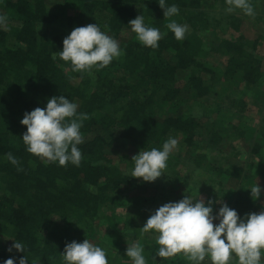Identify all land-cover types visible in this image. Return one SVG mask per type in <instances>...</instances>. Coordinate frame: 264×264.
<instances>
[{
	"label": "trees",
	"instance_id": "obj_1",
	"mask_svg": "<svg viewBox=\"0 0 264 264\" xmlns=\"http://www.w3.org/2000/svg\"><path fill=\"white\" fill-rule=\"evenodd\" d=\"M249 2L252 16L226 12L225 0H166L179 13L165 19L156 0H0V264L23 255L26 264H64L65 243L85 238L108 264H131L124 253L135 242L147 264H191L155 256L156 233L141 227L157 207L189 193L241 215L264 207V0ZM138 14L166 33L157 48L127 24ZM169 20L188 25L183 40ZM89 23L123 54L91 74L51 58L73 27ZM60 94L86 117L79 166L44 164L20 137L24 112ZM169 137L178 143L165 173L152 182L129 176L133 155ZM12 239L24 253L6 250Z\"/></svg>",
	"mask_w": 264,
	"mask_h": 264
},
{
	"label": "clouds",
	"instance_id": "obj_2",
	"mask_svg": "<svg viewBox=\"0 0 264 264\" xmlns=\"http://www.w3.org/2000/svg\"><path fill=\"white\" fill-rule=\"evenodd\" d=\"M165 19L179 13L176 4H166V0H156ZM225 11L239 9L244 15H254L249 0H225ZM135 38L145 47L155 49L165 32L145 23L141 14L127 23ZM7 26V18L0 15V28ZM165 27L173 33L177 41L185 38L188 25L169 20ZM123 49L116 39L101 30L98 23L75 26L63 37L62 48L54 51L51 58L68 63L73 72L91 74L93 69L100 70L120 57ZM78 105L67 96L52 95L44 107L26 110L20 120L26 131L20 136L26 151L37 156L44 164L55 162L60 166L67 163L79 166L81 151L78 145L84 142L81 134L84 114L77 112ZM177 139L169 137L162 146L139 151L132 156L133 167L129 176L152 182L161 176L167 167L169 155L177 147ZM13 165L18 159L11 152L6 153ZM17 170H20L18 167ZM253 200L261 195L257 183L250 188ZM187 192V191H186ZM226 192V191H225ZM189 193V192H187ZM213 203H219L213 211ZM56 218V217H55ZM214 221H218L214 223ZM143 232L156 233L158 245L155 256L169 258L182 254L191 264H202L207 257L210 264H262L264 254V207L258 212L238 214L219 199L205 201L197 195H183L177 201H168L157 207L141 227ZM6 249H16L24 253L25 246L18 240ZM64 264H108L106 252L100 246L85 238L82 242L73 239L66 242L60 252ZM131 264H147L143 246L139 242L127 245L125 253ZM29 259L23 255L18 264H26ZM3 264H15L9 257ZM33 264V262H31Z\"/></svg>",
	"mask_w": 264,
	"mask_h": 264
},
{
	"label": "rangeland",
	"instance_id": "obj_3",
	"mask_svg": "<svg viewBox=\"0 0 264 264\" xmlns=\"http://www.w3.org/2000/svg\"><path fill=\"white\" fill-rule=\"evenodd\" d=\"M53 1H54V0H53ZM141 179H142V178H138V181H141ZM179 189L181 190L182 188L179 187ZM179 189H178V190H179ZM207 260H208V258L206 257L205 260L202 262V264H204V262H207ZM232 264H236V261L233 260Z\"/></svg>",
	"mask_w": 264,
	"mask_h": 264
}]
</instances>
